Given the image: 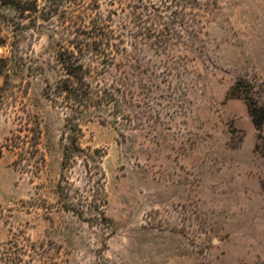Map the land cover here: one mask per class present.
I'll list each match as a JSON object with an SVG mask.
<instances>
[{
	"label": "rangeland",
	"instance_id": "374dc122",
	"mask_svg": "<svg viewBox=\"0 0 264 264\" xmlns=\"http://www.w3.org/2000/svg\"><path fill=\"white\" fill-rule=\"evenodd\" d=\"M83 3L134 60L119 110L79 121L104 177L77 158L60 196V16L35 25L0 2V264H264V121L244 98L264 105V0Z\"/></svg>",
	"mask_w": 264,
	"mask_h": 264
},
{
	"label": "trees",
	"instance_id": "16d2710c",
	"mask_svg": "<svg viewBox=\"0 0 264 264\" xmlns=\"http://www.w3.org/2000/svg\"><path fill=\"white\" fill-rule=\"evenodd\" d=\"M84 1L0 0L1 3L14 8L20 18L27 11V17L32 16L35 25L38 20L49 22L57 15L60 16L62 33L57 42L56 57L62 74L54 85H48L46 88V97L56 102L59 100L67 110L64 122L65 131L62 136L65 142L58 183L60 196L65 194L63 182L68 184L66 172L77 158L83 162L86 176L92 182V186L100 182L99 177H104L100 165L104 155L103 151L98 148L82 147L80 139L83 133L79 121L84 114L89 113L91 108H119L128 90L130 74L128 66H132L131 62L134 60V56L130 54L125 45L128 41L125 40L117 26L112 25V19L106 18L97 9L95 12H90L91 8L84 5ZM140 4L143 7L149 6L144 3ZM0 17L5 22L10 20L3 13H0ZM6 42V39L3 40L2 46ZM7 62L8 57L0 55V75H4L6 79L9 77ZM236 89L234 85L232 91L235 92ZM244 98L255 128L261 131L264 121V105H258L250 95H245ZM16 137V148L19 153H23L26 151V147L23 146L24 140L20 135ZM259 138L262 136L259 135ZM32 146L36 148L37 142L35 141L30 146L31 151ZM101 202V207H104L105 196L102 197ZM64 208L74 211L70 205H64ZM81 213V211L77 212L78 215Z\"/></svg>",
	"mask_w": 264,
	"mask_h": 264
}]
</instances>
